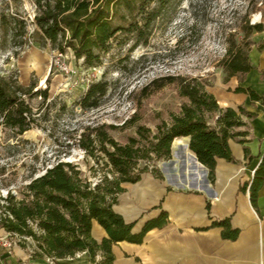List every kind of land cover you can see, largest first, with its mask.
Masks as SVG:
<instances>
[{
	"label": "trees",
	"instance_id": "1",
	"mask_svg": "<svg viewBox=\"0 0 264 264\" xmlns=\"http://www.w3.org/2000/svg\"><path fill=\"white\" fill-rule=\"evenodd\" d=\"M36 4L35 29L32 32L42 45L51 43L67 51L71 48L77 58L84 59L89 66L102 61L103 53L111 47L112 40L120 33L133 35L132 47L147 42L156 20L163 14L171 0H33ZM1 46L8 45L18 53L28 42V21L17 13L0 11ZM264 29L263 22L249 25L248 32ZM249 45V43H248ZM248 45L234 42L228 48L223 67L226 78L245 73L252 68ZM50 80V76L48 77ZM168 82H177L179 93L188 97L180 112H172L171 119H162L155 128L140 124L137 134L122 142L99 126L88 127L80 134V144L91 154L100 150L111 165L113 176L105 175L96 184L82 176L81 171L70 161L60 160L43 173L33 176L25 185V195L18 198L9 191L2 204L6 213L0 225L8 231L30 236L32 257L53 258L73 256L86 250L95 264H114L113 244L127 239L142 242L146 232L165 224L168 212L163 210L157 217L147 220L143 228L133 232V222H126L113 204L117 194L124 190L122 182L137 181L142 173L151 170L162 177V171L149 161L167 159L173 153V141L178 136L189 135V147L196 157L209 168L210 178L215 176L217 157L235 161L229 138L240 141L248 139V129H237L246 125L242 114L254 112L239 105L221 106L215 94L197 77L168 75L161 87ZM37 81L23 84L18 79L5 75L0 69V122L22 134L39 125L42 113L34 109L29 97H42L41 105L50 97L49 85L37 88ZM110 87L107 79L90 83L78 103L83 108L98 106ZM236 90L250 93L253 98L260 95L251 87L237 86ZM64 102L60 108H66ZM110 126H113L112 124ZM246 155L249 147L245 145ZM141 161H145L142 165ZM264 181V151L250 182L251 201L257 206L258 190ZM93 219H97L109 236L100 241L92 234ZM33 221V222H31ZM212 225L223 227L222 235L235 239L240 233L230 216L214 219ZM23 237L21 243L28 245ZM101 255V257H98Z\"/></svg>",
	"mask_w": 264,
	"mask_h": 264
},
{
	"label": "rangeland",
	"instance_id": "2",
	"mask_svg": "<svg viewBox=\"0 0 264 264\" xmlns=\"http://www.w3.org/2000/svg\"><path fill=\"white\" fill-rule=\"evenodd\" d=\"M1 10L24 16L29 29L28 42L18 53L9 45L1 46L0 29L1 72L23 84L37 81L35 89L49 85L50 97L41 108V96L28 98L43 117L39 125L22 134L0 122V218L6 213L2 204L9 191L18 198L24 196L30 179L60 160L74 163L89 180L113 176L100 150L91 154L81 146L80 134L99 126L125 142L137 134L140 124L155 128L162 119L170 120L171 113L180 112L188 97L179 93L177 82L157 84L168 75L197 77L209 90L222 73L229 46L237 42L250 47L255 30L248 32L249 25L264 24V0H171L146 43L132 47L133 35L120 32L102 61L93 66L68 48L65 61L73 68L69 73L55 63L57 48L50 42L42 45L32 33L36 26L33 0H0ZM101 78L110 83L102 102L81 107L80 97L91 82ZM64 102L66 108H60ZM171 157L194 156L179 144ZM149 162L161 171L172 165L169 158ZM6 230L0 225V236ZM18 244L23 245L21 240Z\"/></svg>",
	"mask_w": 264,
	"mask_h": 264
},
{
	"label": "crops",
	"instance_id": "3",
	"mask_svg": "<svg viewBox=\"0 0 264 264\" xmlns=\"http://www.w3.org/2000/svg\"><path fill=\"white\" fill-rule=\"evenodd\" d=\"M249 56L253 66L247 72L226 78L223 67L209 86L221 106L238 109L245 105L254 112L242 114L247 123L237 127L248 129V140L229 138L236 160L217 157L212 179L208 166L197 157H170L172 165L168 170L162 168V177L147 170L137 181L122 182L124 190L117 194L113 207L126 222L134 223L133 232L140 231L147 220L163 210L168 212V220L150 228L142 242H115L114 264H264V181L258 190L257 206L251 201L249 187L241 188L252 180L264 151V29L253 32ZM240 85L251 87L260 97L236 90ZM189 140V135L176 137L173 150L184 144L196 156ZM227 216L234 227L240 228L235 239L224 237L222 226L212 225L214 219ZM92 234L99 241L109 236L97 219H93ZM29 245L16 244L9 250L0 243V264H95L86 250L51 261L32 257Z\"/></svg>",
	"mask_w": 264,
	"mask_h": 264
},
{
	"label": "built area",
	"instance_id": "4",
	"mask_svg": "<svg viewBox=\"0 0 264 264\" xmlns=\"http://www.w3.org/2000/svg\"><path fill=\"white\" fill-rule=\"evenodd\" d=\"M65 53L66 51H62L60 49L55 50V63L58 64V66L65 70L66 72H72L73 68L68 65V63L65 61ZM196 157V156H195ZM100 180H91L92 184H96ZM33 222V221H31ZM14 237V238H13ZM23 237H26L27 239H31L30 236L20 235L18 233H13L8 230L5 231V234L0 236V243L4 245L5 247L9 248L11 250L14 245L18 244V241L21 240ZM49 260L53 261L54 258L51 256H46Z\"/></svg>",
	"mask_w": 264,
	"mask_h": 264
},
{
	"label": "bare ground",
	"instance_id": "5",
	"mask_svg": "<svg viewBox=\"0 0 264 264\" xmlns=\"http://www.w3.org/2000/svg\"><path fill=\"white\" fill-rule=\"evenodd\" d=\"M195 157V156H194Z\"/></svg>",
	"mask_w": 264,
	"mask_h": 264
}]
</instances>
